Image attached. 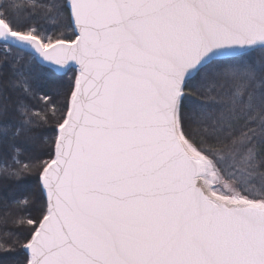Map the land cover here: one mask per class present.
Returning <instances> with one entry per match:
<instances>
[{
  "label": "snow or ice",
  "instance_id": "6c2138e0",
  "mask_svg": "<svg viewBox=\"0 0 264 264\" xmlns=\"http://www.w3.org/2000/svg\"><path fill=\"white\" fill-rule=\"evenodd\" d=\"M10 7L0 181L35 173L38 193L22 240L0 252L19 245L14 264H264V0H33L51 30ZM13 49L73 73L71 87L38 92Z\"/></svg>",
  "mask_w": 264,
  "mask_h": 264
},
{
  "label": "trees",
  "instance_id": "16d2710c",
  "mask_svg": "<svg viewBox=\"0 0 264 264\" xmlns=\"http://www.w3.org/2000/svg\"><path fill=\"white\" fill-rule=\"evenodd\" d=\"M46 2L48 0H35V3ZM0 5L13 6L9 8V15L13 21L21 26H27V24L35 22L49 30L53 28L52 18L46 20L40 13L31 11L33 0H0ZM68 32L71 35V30H68ZM2 48L3 45H0V49ZM13 52L22 57V64L31 67L33 73L32 83L38 92L44 91L56 95L60 92H66L71 87L73 73L70 72L67 76H64L54 69L32 61L31 55L27 52L16 49H13ZM2 56L3 53L0 51V57ZM10 95L15 99V93H10ZM51 127L49 125L47 131L43 128L37 129V132L44 133L47 140L54 135L50 130ZM35 154H38V152L25 153V155ZM37 193L38 186L35 173L20 182L0 181V244H6L11 249L12 241L22 240L20 234L24 233L26 229L20 225L19 221L21 217L26 218L27 216V213L22 210V206L28 204L29 199L35 201ZM29 211L34 213L35 209L30 208ZM24 255L22 248L17 245L10 253L0 252V260L3 261V264H14L15 261L23 259Z\"/></svg>",
  "mask_w": 264,
  "mask_h": 264
}]
</instances>
